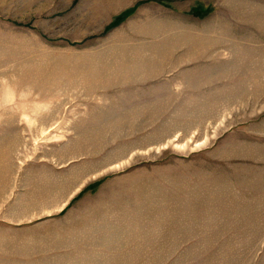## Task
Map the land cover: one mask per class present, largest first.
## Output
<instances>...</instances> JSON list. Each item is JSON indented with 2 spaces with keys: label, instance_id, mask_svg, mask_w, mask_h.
Here are the masks:
<instances>
[{
  "label": "rangeland",
  "instance_id": "1",
  "mask_svg": "<svg viewBox=\"0 0 264 264\" xmlns=\"http://www.w3.org/2000/svg\"><path fill=\"white\" fill-rule=\"evenodd\" d=\"M0 264H264V0H0Z\"/></svg>",
  "mask_w": 264,
  "mask_h": 264
}]
</instances>
